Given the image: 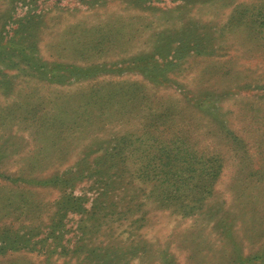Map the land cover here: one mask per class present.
Segmentation results:
<instances>
[{"label":"rangeland","instance_id":"rangeland-1","mask_svg":"<svg viewBox=\"0 0 264 264\" xmlns=\"http://www.w3.org/2000/svg\"><path fill=\"white\" fill-rule=\"evenodd\" d=\"M0 264H264V0H0Z\"/></svg>","mask_w":264,"mask_h":264}]
</instances>
